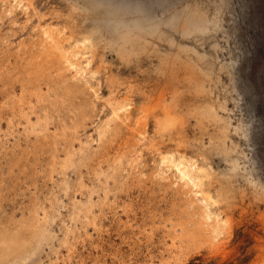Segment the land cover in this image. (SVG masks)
<instances>
[{
    "label": "bare ground",
    "instance_id": "obj_1",
    "mask_svg": "<svg viewBox=\"0 0 264 264\" xmlns=\"http://www.w3.org/2000/svg\"><path fill=\"white\" fill-rule=\"evenodd\" d=\"M23 1L0 0V264H60L57 240L67 249L68 263L80 242L93 245L95 235L109 236L113 229L125 240L139 221L137 204L146 202L145 231L138 234L146 232L151 245L162 235L163 264H239L256 253L257 264H264V176L247 168L248 155L234 139L241 128L232 129L227 101L187 110L202 131L192 138L187 116L178 111L182 95L173 92L170 101L167 87L151 89L138 79L145 73L141 62L130 61L155 52L160 77L188 83L196 96L211 95L216 82L198 63L202 53L164 30L175 28L185 38L210 31L205 9L195 1L154 21L140 8L108 3L107 31L82 25L78 30L76 13L58 10L35 11L20 31H3L16 22ZM32 21L29 35L16 41ZM153 36L177 50L162 52ZM108 48L123 61H110ZM191 51L198 60L182 56ZM219 110L229 112L228 118ZM208 123L218 129L207 141ZM214 156L225 169L215 167ZM133 259L119 264H140ZM94 260L105 264L101 257Z\"/></svg>",
    "mask_w": 264,
    "mask_h": 264
},
{
    "label": "rangeland",
    "instance_id": "obj_2",
    "mask_svg": "<svg viewBox=\"0 0 264 264\" xmlns=\"http://www.w3.org/2000/svg\"><path fill=\"white\" fill-rule=\"evenodd\" d=\"M121 1L120 0H89V1L88 0H25L23 1L20 7L15 9L14 14H15L16 22L10 23L9 21L5 25L8 28L6 29L5 27H3L2 29L3 31H7V32L11 28H13L14 30L20 31L22 29V25L26 23L27 18L30 16H34L35 11H37L38 13L40 12L41 13H44V12L55 13V11L58 10V11H61L67 14L76 13L77 23L75 24V26L77 25L76 26L77 28L78 26L80 27V25H82L84 30H87V29L89 30V29H93L96 27H100L104 31H107V29L108 30L111 29L110 26L112 25V23H108V20H107L109 16L106 13V9L109 8V4H113L114 6L117 5L116 7L118 8L121 7V9L123 10L125 8H126L125 10H128L127 8H131V9L135 8V10H136V7L137 9L140 8L139 10H142V12H140L142 15L151 16V17L154 15L155 17L153 16L154 17L153 20L158 21L159 19L161 20V19L167 18L168 16L173 14L176 10L183 9L184 7L188 5L187 3H192L195 1L198 2L202 6V8L205 9L204 11L208 15L210 31L208 30L206 33L200 34V35L193 34V35H190L188 38H185L182 35H180V33H178L175 30V28L165 26L164 30H166L168 34L172 35L176 39L177 43L189 45L191 47H194L196 50H198L200 54L202 53L201 55L204 57L202 62L198 60L197 55L196 54L194 55L193 51L188 52V53H183L182 56L185 58L189 57V55L190 57L192 56L193 58L198 60V63L202 67L212 72L211 79H213L216 82V86L214 87L213 93L211 95L207 96L203 94L201 96H196L190 92L188 83L186 84V83H183L182 81L178 82V81H171V80L170 82L168 81L169 80L168 77L166 76L160 77V75H158L157 72L154 71V68L157 67L161 63V61H159V59H161L160 56L158 57L155 52H145L141 54L140 56L135 55V57L133 55L131 56L130 61L141 62V66L143 69H145V73L142 74V77H139L138 79L140 81L145 79L144 82L148 83L151 89L158 88L162 85L167 87L168 98L170 99V101H173V92L178 91L180 93L179 95H182V96H178V99H177V102L179 103L182 101L179 104L178 111L184 113L185 116H187L186 115L187 110L194 107V105L197 103L205 101V102H211V103H214L215 105H218L219 103L224 102L226 100L227 106L231 110L230 115L232 119H230V121L232 122V129L236 127L237 128L239 127V129L241 128L239 130V133L236 134V136L234 135V139H236V141L240 143L241 149L244 152H246L248 155L249 160H248L247 168L249 167L248 169L250 171H253L257 174H261L264 176V0H125V1L121 0ZM102 2H104L103 4L105 6L103 5L102 7L98 8L99 3H102ZM124 2L127 5L124 4ZM30 4H33V5H30ZM71 4L72 5L77 4L76 6L79 9H76L74 11L73 6ZM85 8H92V9L94 8L95 10L93 9L88 14L85 12L87 14L86 16V14L84 13ZM97 10L99 11L97 12ZM221 15H222V18H221ZM33 24H35V22L34 23L33 21L29 22L25 32L21 35H18L15 40L19 41L20 39H23L26 36H28L31 28L33 27ZM151 39L155 43L158 44V48L161 49L162 52L165 51L164 53L166 52L172 53L177 50V46L171 45L168 41L164 39L161 40L157 38L156 36L151 37ZM107 56L110 61H117V62L123 61L120 58L117 51L112 48H108ZM222 62L223 64H221ZM227 63H229L230 65L229 64L227 65ZM118 64L120 65V63ZM126 73L130 76L135 75V72H133L132 74H129L128 70L126 71ZM175 82L176 83L178 82V84H176ZM230 83H231V86H230ZM208 85L211 86V81L208 82ZM227 89H228V93H226ZM155 93L157 94H155L154 97L157 98L159 90H157ZM217 96H218V99H217ZM219 112H220V115L222 113V116L224 118H228L229 112H226V111L223 112L222 110H219ZM196 123L197 122L195 118L187 116V121H186L187 128H188L187 130H188V134L192 138L199 137L202 133L201 129L197 127ZM208 124H207L208 130H207L206 137H205L207 141L209 140L208 134L215 132L218 129L215 124H210V123ZM211 125H212V128H210ZM213 164H215V167H218V166L222 167V169H225L226 167V163L222 161L220 157H217V156L213 157ZM16 205L18 206V207H15L18 213L17 219H20L22 217L21 216L22 212L21 210H19V208L23 204L21 203V201H18L16 202ZM147 207H148L147 202L142 205L140 203L137 204V207H136V211L138 212L137 220L139 221L137 222L136 227L131 229V231L128 230L127 237L129 236L130 239L129 237L128 238L126 237L124 240L123 238L118 237L119 235H117V232L116 231H115L116 233L113 232L114 229L110 231L111 235L109 236H108L109 233H105L101 238H98L95 235V239H94L95 244L93 243V245L92 244L90 245L89 241L87 242L84 241L82 242V244L80 242V244H78L79 245L78 249L80 250H78V252H76V254L72 256V258L69 260L68 263L64 262V259H65L64 256H67L66 247H60L58 240L55 241L54 244H56V246H58V249H60V253H59L61 256V258L59 259L60 264H70V263L71 264H76V263L77 264H95L94 259L96 257H101L105 264H108V263L109 264L110 263L119 264L120 260H123V259L126 261L129 259L131 260V257L134 258L133 262H136L137 260L139 261L140 264H147V263L148 264H151V263L152 264H163L162 259L164 258H162V255L160 254V251L162 249V244L159 241V239H161L160 236L162 235L158 234L159 237L158 236L155 237L152 243L153 245H151V243L148 242V239H145L147 238L146 232H143L142 234H138L139 231H141L142 229L144 230L143 226L147 219L145 218L147 217L145 214L147 213ZM67 213L68 212H65V214ZM141 219L143 222L141 221ZM237 225L238 223H236V226ZM90 231L93 232L92 227ZM136 234H138V238ZM112 235L114 239L112 238ZM61 236L62 235L60 234V237ZM115 242L117 243V245ZM154 242H155V245H154ZM147 245L151 247H148ZM235 245L236 243H233L231 247L230 246L228 247V250L230 251L233 250ZM95 246H99V247L95 248ZM82 247L84 248L82 249ZM111 251L112 253L116 255L113 256L114 254H112ZM108 253L110 254V256ZM151 253L153 256L152 259L151 257H149ZM127 254L129 257L127 256ZM165 255H166V258H169V254H165ZM55 256L56 255L51 254L50 257L51 259L53 258L56 259ZM159 257L160 259L161 258L162 259L160 260ZM258 257H259L258 253L247 256L243 258L239 264H257ZM141 260H143L142 263H141ZM53 262L55 261L53 260ZM48 263L49 261H46V264Z\"/></svg>",
    "mask_w": 264,
    "mask_h": 264
}]
</instances>
